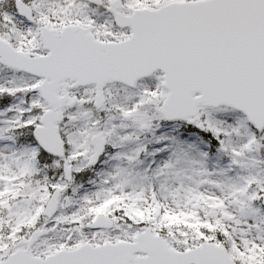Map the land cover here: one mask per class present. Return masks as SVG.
<instances>
[{
	"label": "snow or ice",
	"instance_id": "1",
	"mask_svg": "<svg viewBox=\"0 0 264 264\" xmlns=\"http://www.w3.org/2000/svg\"><path fill=\"white\" fill-rule=\"evenodd\" d=\"M0 264H264V0H0Z\"/></svg>",
	"mask_w": 264,
	"mask_h": 264
}]
</instances>
